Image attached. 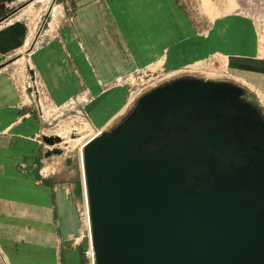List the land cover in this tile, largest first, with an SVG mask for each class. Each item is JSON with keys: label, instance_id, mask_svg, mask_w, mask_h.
<instances>
[{"label": "water", "instance_id": "obj_1", "mask_svg": "<svg viewBox=\"0 0 264 264\" xmlns=\"http://www.w3.org/2000/svg\"><path fill=\"white\" fill-rule=\"evenodd\" d=\"M82 148L96 264H264V113L242 86L172 79Z\"/></svg>", "mask_w": 264, "mask_h": 264}, {"label": "rangeland", "instance_id": "obj_2", "mask_svg": "<svg viewBox=\"0 0 264 264\" xmlns=\"http://www.w3.org/2000/svg\"><path fill=\"white\" fill-rule=\"evenodd\" d=\"M140 2L143 5L135 6H139L144 15L153 14L159 20L171 15L172 32L178 28L176 35L167 34L168 42L163 46H157L163 40V36L157 35L155 46L148 47L152 51L146 50L143 54L138 51L136 56L140 59L133 57L135 59L130 60L118 76L107 81L99 80L97 71L91 67L96 80L91 84V79L89 83L82 69L76 67L84 85L76 99L63 107L53 105L46 97L23 53L20 58L14 55L2 65L8 66L7 74L17 90L30 96L25 106L30 115L21 121L33 127L31 131L8 132L7 155L12 165L7 170L25 174V186L29 182L40 189L49 188L48 196L55 209L56 242L58 244L57 238L63 236L66 239L63 248L70 246L79 251L82 264H91V259L88 255L90 235L81 214L86 205L80 149L99 127L104 125L103 131L111 129L131 112L142 94L179 77L236 83L264 113V0H164L171 10L165 15L157 11L155 0ZM60 4L67 5V13L72 18L74 10L70 0H0V27L9 19L16 21L17 16L29 14L24 16V22L34 21L35 38L46 41L50 37L46 33L48 25L55 16L56 5ZM127 12L124 17L120 14L121 19L130 15V9ZM13 22L10 23L15 26L17 22ZM103 27H107L103 37L118 33L115 25L114 31H110L113 25ZM104 48L101 43V49ZM84 52L86 55L87 51ZM74 63L78 66L76 61ZM108 68L104 70L109 71ZM109 75L105 72L103 78ZM111 107L114 109L110 113H117L107 119ZM36 124H39L37 129ZM44 136L50 138L51 143ZM41 200L40 197L42 203Z\"/></svg>", "mask_w": 264, "mask_h": 264}, {"label": "crops", "instance_id": "obj_3", "mask_svg": "<svg viewBox=\"0 0 264 264\" xmlns=\"http://www.w3.org/2000/svg\"><path fill=\"white\" fill-rule=\"evenodd\" d=\"M155 3L160 14L171 13L164 0H155ZM66 4L56 5L46 41L35 38L34 21L24 22V16L29 14L17 16L16 21L9 19L0 27V264H82L79 251L70 246L63 248L66 240L63 236L56 242L55 209L48 196L49 188L40 189L29 182L25 186V174L7 170L12 165L7 155L8 132L31 131L33 127L21 121L30 115L25 107L30 96L17 90L7 74L8 66L2 65L12 56L23 53L46 97L53 105L63 107L76 99L84 85L76 67L82 69L89 83L91 79V84L96 83L91 67L97 71L99 80L107 81L118 76L130 60L140 59L136 56L138 51L142 54L152 51L148 47L155 46L157 35L163 36L157 46L167 45L166 35L174 36L178 29L175 27L172 32L171 15L160 20L153 14L144 15L140 0H70L74 10L72 18ZM127 9L130 15L123 20L120 14L124 17ZM12 21L17 22L15 26ZM104 25H113L110 31H114L115 25L118 33L103 37L107 29ZM101 43L106 47L104 50ZM105 72L110 75L103 78Z\"/></svg>", "mask_w": 264, "mask_h": 264}, {"label": "bare ground", "instance_id": "obj_4", "mask_svg": "<svg viewBox=\"0 0 264 264\" xmlns=\"http://www.w3.org/2000/svg\"><path fill=\"white\" fill-rule=\"evenodd\" d=\"M225 29V28H224ZM235 47V46H234ZM234 49V48H233ZM236 70V69H235ZM249 70V69H248ZM254 74V73H253ZM257 76V75H256ZM259 78H261V77H259ZM253 79V78H252ZM260 80V79H259ZM260 82V81H259ZM111 104V103H110ZM111 106V105H110ZM110 110L108 111V113H107V116H109L107 119H110L111 117H113L117 112H113V113H110L111 112V109L113 110L114 109V107H111V108H109ZM112 114V115H111ZM103 115V114H102ZM111 115V116H110ZM98 117V116H97ZM103 117H105V116H103ZM102 125V124H101ZM101 127H104V125H102ZM101 127H99V129H97L94 133H92L86 140H88L89 138H91L92 136H94V135H97L98 133H100V132H102L103 131V129L101 128ZM85 140V141H86ZM84 141V142H85ZM83 142V143H84ZM83 143H82V145H83ZM80 153H81V172H82V183H83V193H84V203H85V205H86V212L88 211V209H89V205H88V194H87V192H86V186H85V181H84V174H83V162H84V155H83V148L81 147V149H80ZM85 222H86V224H85V227L88 229V232H89V234H88V236L90 235V238H89V243H90V253H91V257L93 256V258H92V264H93V261H94V264H96V261H95V254H94V249H93V245H92V237H91V221L90 220H88V214H87V218L85 219Z\"/></svg>", "mask_w": 264, "mask_h": 264}, {"label": "built area", "instance_id": "obj_5", "mask_svg": "<svg viewBox=\"0 0 264 264\" xmlns=\"http://www.w3.org/2000/svg\"><path fill=\"white\" fill-rule=\"evenodd\" d=\"M81 214H82V216H83L85 219L87 218V214H88V220H90L89 209H88V211L86 212V210H85V208H84V205H83V209L81 210ZM89 250H90V249H89ZM88 255H89L90 259H91V264H92V258H93V256L91 257L90 251H88ZM93 259H94V258H93ZM93 264H94V261H93Z\"/></svg>", "mask_w": 264, "mask_h": 264}]
</instances>
